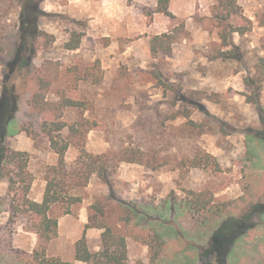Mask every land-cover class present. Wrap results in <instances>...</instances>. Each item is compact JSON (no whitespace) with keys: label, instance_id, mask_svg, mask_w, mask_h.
<instances>
[{"label":"rangeland","instance_id":"1","mask_svg":"<svg viewBox=\"0 0 264 264\" xmlns=\"http://www.w3.org/2000/svg\"><path fill=\"white\" fill-rule=\"evenodd\" d=\"M38 6L39 33L23 47L34 50L31 65L11 74L5 87L22 6L0 0V98L16 90L4 142L27 152L29 161L24 182L0 178V264L33 259L38 220L26 203L42 201L48 175L59 181L63 199L74 193L80 201L51 206L57 234L46 256L94 264L75 259L77 246L101 251L109 228L125 244L122 264H207L210 228L199 227L197 213L210 219L264 201V140L255 135L264 138V68L258 90L257 81L255 92L246 82L257 79V60L264 58V0H169L167 12L158 0H39ZM166 33L171 48L153 52L152 41L166 42ZM41 84H48L46 107L61 97L79 102L58 110L68 125L89 120L83 137L62 131L71 142L63 165L41 131L46 114L33 106ZM83 149L102 155L111 169V198L95 174L75 186L88 163ZM262 219L234 242L227 264H264Z\"/></svg>","mask_w":264,"mask_h":264},{"label":"trees","instance_id":"2","mask_svg":"<svg viewBox=\"0 0 264 264\" xmlns=\"http://www.w3.org/2000/svg\"><path fill=\"white\" fill-rule=\"evenodd\" d=\"M169 0H158L159 10L161 12H167V5ZM39 0H21V13H20V29L17 37V43L15 46L14 54L9 61L5 64L7 67V74L4 76V86L6 87V82L11 74L16 71L27 70L31 65L32 57L34 56V50L32 47L28 49V52H23V47L26 48L28 42L34 41L36 34L39 33L37 29V20L42 11L39 9ZM42 34V33H41ZM26 36V41H25ZM166 42L161 43L159 39L161 37H156L152 41L151 49L153 52H158L159 50L167 51L171 48L172 35L166 33ZM68 49H75L77 45H67ZM264 68V58L260 57L257 60V79L254 77H247L246 82L255 92L254 83L257 81V90L259 89V83L263 81L261 75L263 74ZM48 87V84L39 85V90H37L33 96V106L38 109L40 113H44L45 117L41 122V131L43 136L47 139L49 148L58 155L57 165H63L64 155L67 149L70 147L71 142L67 137L62 135V131L66 128L69 132V137L73 136H84L83 133L85 130L90 129L86 127L81 131V127L85 123H89V120L83 119L82 123L78 121L67 124L63 121L61 112L58 113V110H62L63 107L67 106H76L79 107V102L69 98L61 97L60 102L54 108L46 107L47 103L43 102L45 98L44 88ZM16 90L7 89L2 93L0 98V178L4 176L9 177L10 183L14 184L16 182H24L27 180V167H28V154L24 151H18L10 149L5 145V136L7 134V125L13 117V112L16 109ZM192 104L198 106L196 101H192ZM50 105V104H49ZM203 109V106L200 105ZM53 110H56L55 112ZM188 116V113L185 114ZM257 137L264 140V138L258 133L255 134ZM83 148V147H82ZM84 153L87 155V161L85 171L80 173L79 178L82 181L76 183L75 186H85L91 177L95 174L100 178L103 183L109 188L111 198L113 196L112 183L109 179L110 168L106 165V162L102 160V155H91L85 149ZM10 166H13L12 168ZM51 170L48 171L49 174L54 172L55 167H50ZM7 170V171H5ZM12 171L15 173L12 174ZM17 176L20 180L14 178ZM27 184V183H25ZM29 186V184H27ZM59 186V181L55 177L48 175L46 177V186L44 191V196L41 202L36 201H27V211L32 212L36 218L37 222L34 225L35 233L38 236L37 246L33 251V259L30 262L26 260L19 259L20 264H73L70 261L62 260L58 257H48L46 256V245L47 243L56 236L57 234V219L50 216V208L53 204L67 201L68 205L80 201V197L74 193H67L66 197L63 199V196L57 192L56 188ZM264 197V196H263ZM262 197V198H263ZM109 198V199H110ZM64 200V201H63ZM257 209V218H252L253 211ZM71 208L68 206L65 209V213H70ZM225 209L220 213L214 214L213 218L206 217L205 215H198L196 217L197 224L200 228L205 226L210 228V240L208 248L206 250L208 262L207 264H227L228 254L231 250L234 242L242 235L246 233L248 229L255 227L256 225L263 224L264 216V201H257L253 205L241 210H236L237 213L226 214ZM194 215V214H193ZM89 219L92 221L91 217ZM195 218L192 216V221ZM199 220V221H198ZM104 227L103 225L90 223L86 224V227ZM110 234L109 228H105V231L102 233V242L99 245L101 251L95 253L90 252L86 248L77 246L75 253L76 260L82 261H92L94 264H122V257L120 249L125 247V244L119 240H114ZM157 246L160 247L162 241L158 236L155 237ZM114 240V243L111 247L110 243ZM81 242L83 239L80 240ZM84 242V241H83ZM152 248V246H150ZM105 252V253H103ZM103 253V254H102ZM158 251L151 258V261H156L158 259ZM99 255L106 257V262L100 263V261H93V258Z\"/></svg>","mask_w":264,"mask_h":264}]
</instances>
